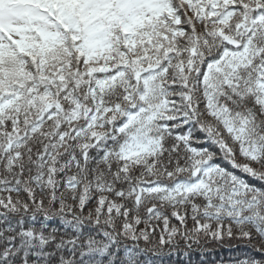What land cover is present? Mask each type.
Instances as JSON below:
<instances>
[{"label": "snow or ice", "instance_id": "obj_1", "mask_svg": "<svg viewBox=\"0 0 264 264\" xmlns=\"http://www.w3.org/2000/svg\"><path fill=\"white\" fill-rule=\"evenodd\" d=\"M173 255L264 264V0H0V264Z\"/></svg>", "mask_w": 264, "mask_h": 264}, {"label": "trees", "instance_id": "obj_2", "mask_svg": "<svg viewBox=\"0 0 264 264\" xmlns=\"http://www.w3.org/2000/svg\"><path fill=\"white\" fill-rule=\"evenodd\" d=\"M243 255V246H240V250H234L233 248L225 247L223 250L217 249L216 254L210 256L209 260H224L225 262L235 259L236 257ZM184 257L173 255L171 259L164 258V264H178V261L183 260ZM194 264H199V258L193 257Z\"/></svg>", "mask_w": 264, "mask_h": 264}]
</instances>
